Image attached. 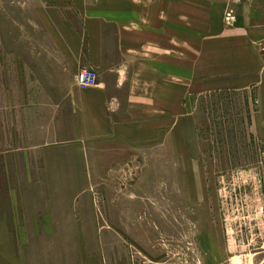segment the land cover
Returning <instances> with one entry per match:
<instances>
[{
	"label": "rangeland",
	"instance_id": "374dc122",
	"mask_svg": "<svg viewBox=\"0 0 264 264\" xmlns=\"http://www.w3.org/2000/svg\"><path fill=\"white\" fill-rule=\"evenodd\" d=\"M37 5L0 0V217L21 233L20 260L264 264V123L258 90L244 89V0H185L186 64L199 49L203 73L214 58L216 87L168 104L174 123L151 142H57L47 171L22 150L46 131L31 104L66 99L73 69Z\"/></svg>",
	"mask_w": 264,
	"mask_h": 264
},
{
	"label": "crops",
	"instance_id": "0c3cea01",
	"mask_svg": "<svg viewBox=\"0 0 264 264\" xmlns=\"http://www.w3.org/2000/svg\"><path fill=\"white\" fill-rule=\"evenodd\" d=\"M37 1L39 20L73 69L66 99L31 104L33 124L46 131L43 143L22 150L26 157L37 152L45 171L57 142H151L174 123L168 104L183 108L186 93L216 87L214 58L203 73L199 49L186 64L185 0ZM83 68L97 71V85L78 86ZM250 88L258 90L257 121L264 123V0H244V89ZM39 133L33 137L41 140ZM1 156L8 170L10 156ZM16 236L1 215L0 264H24Z\"/></svg>",
	"mask_w": 264,
	"mask_h": 264
},
{
	"label": "built area",
	"instance_id": "2783aa9c",
	"mask_svg": "<svg viewBox=\"0 0 264 264\" xmlns=\"http://www.w3.org/2000/svg\"><path fill=\"white\" fill-rule=\"evenodd\" d=\"M228 20L234 19L232 13H229L227 16ZM98 73L95 69L92 68H83L80 70L77 76V84L82 88L95 86L98 84Z\"/></svg>",
	"mask_w": 264,
	"mask_h": 264
}]
</instances>
